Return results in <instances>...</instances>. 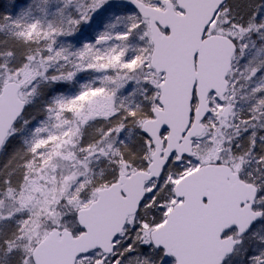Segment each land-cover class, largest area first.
<instances>
[{"label":"snow or ice","instance_id":"obj_1","mask_svg":"<svg viewBox=\"0 0 264 264\" xmlns=\"http://www.w3.org/2000/svg\"><path fill=\"white\" fill-rule=\"evenodd\" d=\"M0 264H264V0H0Z\"/></svg>","mask_w":264,"mask_h":264}]
</instances>
